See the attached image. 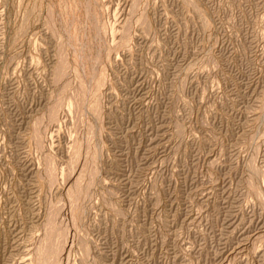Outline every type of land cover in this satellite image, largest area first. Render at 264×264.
Here are the masks:
<instances>
[{
    "label": "rangeland",
    "instance_id": "374dc122",
    "mask_svg": "<svg viewBox=\"0 0 264 264\" xmlns=\"http://www.w3.org/2000/svg\"><path fill=\"white\" fill-rule=\"evenodd\" d=\"M0 264H264V0H0Z\"/></svg>",
    "mask_w": 264,
    "mask_h": 264
}]
</instances>
